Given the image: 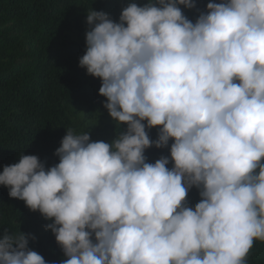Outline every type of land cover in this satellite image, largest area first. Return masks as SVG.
<instances>
[{
    "label": "clouds",
    "instance_id": "1",
    "mask_svg": "<svg viewBox=\"0 0 264 264\" xmlns=\"http://www.w3.org/2000/svg\"><path fill=\"white\" fill-rule=\"evenodd\" d=\"M87 24L79 65L126 130L67 129L57 164L20 153L0 185L51 221L60 264H247L264 243V0L131 2ZM153 146L170 156L148 162ZM30 239L5 231L0 264H49Z\"/></svg>",
    "mask_w": 264,
    "mask_h": 264
},
{
    "label": "trees",
    "instance_id": "2",
    "mask_svg": "<svg viewBox=\"0 0 264 264\" xmlns=\"http://www.w3.org/2000/svg\"><path fill=\"white\" fill-rule=\"evenodd\" d=\"M131 2L147 0H0V172L18 163L23 152L38 156L46 167L57 164L55 152L67 129L90 131L92 141L104 142L126 130V125L117 129L104 108L101 80L88 75L79 60L86 52L88 9L104 11L118 22ZM209 2L220 0H196L200 10ZM183 10L194 22L198 12ZM157 134V128L149 130L153 140ZM145 155L154 163L170 156V149L153 146ZM8 193L0 185V239L9 230L30 234L35 239L29 247L49 264H60L66 257L45 227L51 221ZM187 199L194 208L198 190L193 188ZM247 264H264V243L255 242Z\"/></svg>",
    "mask_w": 264,
    "mask_h": 264
}]
</instances>
